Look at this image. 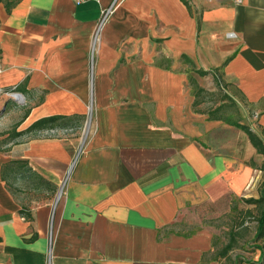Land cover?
<instances>
[{
	"label": "crops",
	"instance_id": "0c3cea01",
	"mask_svg": "<svg viewBox=\"0 0 264 264\" xmlns=\"http://www.w3.org/2000/svg\"><path fill=\"white\" fill-rule=\"evenodd\" d=\"M114 1L0 0V87H18L29 112L16 132L52 117L80 130L90 106L94 129L0 135V264H47L50 248L53 264H218L208 231L175 226L264 195L253 130L195 109L191 75L219 77L264 136V0H121L91 82L92 39Z\"/></svg>",
	"mask_w": 264,
	"mask_h": 264
},
{
	"label": "rangeland",
	"instance_id": "374dc122",
	"mask_svg": "<svg viewBox=\"0 0 264 264\" xmlns=\"http://www.w3.org/2000/svg\"><path fill=\"white\" fill-rule=\"evenodd\" d=\"M96 65L97 63L93 67L91 66V82L93 72L96 73ZM186 70L189 72L191 68L183 64L180 71ZM191 75L199 78L198 85L208 92L203 96L201 110H214L222 107L223 110L218 113V116L230 118L234 121L242 120V123L249 126L264 142V136L261 135L259 121H257L256 116L252 119L240 118L239 114L241 115L244 111L243 107L240 105L236 107L225 99L223 91L214 85L212 78L203 79L195 73ZM26 110L27 108H21L15 103H12V107L9 109L10 113L7 116H4L2 110H0V135H9L6 141L15 142L12 138H14L17 125ZM91 115L85 120L80 130L77 126L68 128L73 131L71 135L79 134L84 140L89 135L93 123ZM2 145H5L4 141ZM255 165L261 170L264 159L261 156L255 157ZM261 176L263 179L261 178L260 182L262 183L264 175L261 174ZM263 189L264 185L262 183L259 193ZM244 201H234L228 206L224 205L215 210L206 209L200 212L202 214L198 220L194 217H187L185 221H181L175 226L173 232L183 235H195L203 230L208 231L213 236L214 249L212 256L208 259H216L219 261L218 264H264V234L260 236L261 232L259 230V220L262 218L263 210L260 207L248 205ZM228 246H231L232 249L225 255L224 251Z\"/></svg>",
	"mask_w": 264,
	"mask_h": 264
},
{
	"label": "trees",
	"instance_id": "16d2710c",
	"mask_svg": "<svg viewBox=\"0 0 264 264\" xmlns=\"http://www.w3.org/2000/svg\"><path fill=\"white\" fill-rule=\"evenodd\" d=\"M198 74L201 75L202 77H205L209 75V72H204V71H198ZM218 75V74H217ZM214 82L215 85L218 89H221V82L219 77H214ZM194 87V96H195V102H194V108L198 109L202 104H203V96L208 94L204 89L199 88L196 84L193 83ZM227 98V97H226ZM223 108H218L212 112L209 113L210 118L215 121H222L225 123H232L229 119L225 117H218L217 114L221 112ZM29 115V112L27 111L24 115V118H26ZM70 119L67 117H52V118H47L40 120L39 122L35 123L33 126H31L27 131L17 133L15 132L14 138L12 140L19 139L23 136H28V135H36L37 133L43 132V131H48V130H65L70 128ZM18 128V126H17ZM245 131L248 135V138L253 145L254 149L257 151L258 155H261L264 157V142L262 139L255 134L253 131H251L248 128H245ZM3 178H4V168H3ZM244 203L248 205H253L255 207H260L263 212H262V218L259 220V230L261 232L262 236L264 234V195L259 199V200H245ZM1 238H0V243H1ZM231 246H228L224 254L226 255L230 250Z\"/></svg>",
	"mask_w": 264,
	"mask_h": 264
},
{
	"label": "built area",
	"instance_id": "2783aa9c",
	"mask_svg": "<svg viewBox=\"0 0 264 264\" xmlns=\"http://www.w3.org/2000/svg\"><path fill=\"white\" fill-rule=\"evenodd\" d=\"M72 1L76 6H81V5H84V4L91 2V1L99 2V0H72ZM120 1L121 0H115L114 3L109 8H107L105 11H103L101 14V19L99 21V24H98L96 30H95V33H94V36L92 39V43H91L90 61H91L92 67L96 63V60H97V54H98V50H99V46H100V42H101V37H102V30H103L104 26L106 25V23L108 22V20L114 15L115 10H116ZM208 1H217V0H208ZM231 1L237 6L242 5L244 2V0H231ZM2 72H3V68L0 65V75L2 74ZM5 100L12 101L20 107L25 106V99L18 92V87H14L11 89H4V88L0 87V110L4 107L3 105H4ZM91 113H92V106H90V108H89V116L91 115ZM92 127H93V123L90 127L91 129L89 131V134H90L91 130L93 129ZM72 132L73 131L71 129L48 130V131H43V132L37 133L36 136L39 139H64V138L71 136ZM61 196H62V190L57 197L56 203H58L60 201ZM53 219H54V215H52L51 225H50V234H49V245L50 246L52 245L53 234H54ZM49 251H50L49 252V259H48L47 264H53L52 255H51V248L49 249Z\"/></svg>",
	"mask_w": 264,
	"mask_h": 264
},
{
	"label": "water",
	"instance_id": "95a60500",
	"mask_svg": "<svg viewBox=\"0 0 264 264\" xmlns=\"http://www.w3.org/2000/svg\"><path fill=\"white\" fill-rule=\"evenodd\" d=\"M5 112V110H2V113H4Z\"/></svg>",
	"mask_w": 264,
	"mask_h": 264
}]
</instances>
